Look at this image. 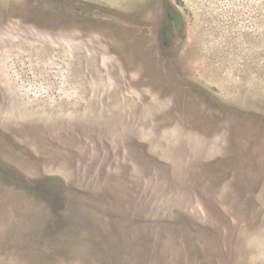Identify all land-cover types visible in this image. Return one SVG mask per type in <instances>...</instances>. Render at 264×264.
<instances>
[{
  "label": "rangeland",
  "instance_id": "obj_1",
  "mask_svg": "<svg viewBox=\"0 0 264 264\" xmlns=\"http://www.w3.org/2000/svg\"><path fill=\"white\" fill-rule=\"evenodd\" d=\"M0 264H264V0H0Z\"/></svg>",
  "mask_w": 264,
  "mask_h": 264
},
{
  "label": "trees",
  "instance_id": "obj_2",
  "mask_svg": "<svg viewBox=\"0 0 264 264\" xmlns=\"http://www.w3.org/2000/svg\"><path fill=\"white\" fill-rule=\"evenodd\" d=\"M173 19H174V22H177L179 18H178V16L175 15V17Z\"/></svg>",
  "mask_w": 264,
  "mask_h": 264
}]
</instances>
